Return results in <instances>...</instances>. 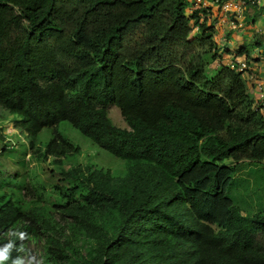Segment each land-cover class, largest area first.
<instances>
[{"label":"trees","instance_id":"16d2710c","mask_svg":"<svg viewBox=\"0 0 264 264\" xmlns=\"http://www.w3.org/2000/svg\"><path fill=\"white\" fill-rule=\"evenodd\" d=\"M208 8L0 0V106L28 136L52 128L29 148L60 165L42 167L56 175L48 188L0 181L5 264H264V209L244 214L225 193L242 161H264V112L244 72L221 61ZM65 122L124 173L66 165L82 147L56 129Z\"/></svg>","mask_w":264,"mask_h":264},{"label":"rangeland","instance_id":"374dc122","mask_svg":"<svg viewBox=\"0 0 264 264\" xmlns=\"http://www.w3.org/2000/svg\"><path fill=\"white\" fill-rule=\"evenodd\" d=\"M230 39L232 43L237 42V44L246 47L252 56L254 55L256 47L254 46L252 29L250 30L247 27L237 28L233 31ZM238 59L241 60L242 57L238 56ZM213 64L207 71L208 77L215 72V65ZM108 114L115 125L129 127L115 105L108 106ZM17 118V115L10 114L0 106V170L3 172L0 174V181L19 185L31 179L33 183L41 186L45 185L48 188L56 175L45 171L42 167L45 165L59 170L60 165L52 163L53 159L51 157L47 159L38 158L34 150L29 148V143L33 141L35 147L44 146L52 137L53 129L45 127L36 136H28L21 128L17 127ZM56 129L82 147L81 154L76 155V159L72 157L65 159L66 165L80 162L83 165L93 164L105 166L106 168L110 167L117 175L124 173V160L97 145H93L90 140L83 137L77 129L71 127L68 123L59 124ZM229 163V160H225V164ZM236 170L232 181L226 188V195L240 207L244 214L263 210L264 161L252 162L245 160L239 164ZM36 256L39 259L38 255Z\"/></svg>","mask_w":264,"mask_h":264},{"label":"crops","instance_id":"0c3cea01","mask_svg":"<svg viewBox=\"0 0 264 264\" xmlns=\"http://www.w3.org/2000/svg\"><path fill=\"white\" fill-rule=\"evenodd\" d=\"M191 3L200 4L197 0H189ZM205 1V0H204ZM227 0H224V2ZM208 5V23L214 28L213 40L218 47V53L221 54V61L226 63L231 58L241 56L245 59L252 71V74L264 83V0H258L256 4H247L246 7L237 14L229 12L228 14L222 9V4H215L211 0H206ZM202 5V4H200ZM253 30V41L256 51L252 56L250 52L239 44L232 43L230 36L237 28ZM246 49L242 54L236 55V50ZM247 54L249 55L247 58ZM216 60L213 65L218 66ZM254 81H250L255 97L258 94V89L254 86ZM264 87V85H263Z\"/></svg>","mask_w":264,"mask_h":264},{"label":"built area","instance_id":"2783aa9c","mask_svg":"<svg viewBox=\"0 0 264 264\" xmlns=\"http://www.w3.org/2000/svg\"><path fill=\"white\" fill-rule=\"evenodd\" d=\"M206 1V0H205ZM204 0H197L202 6H207ZM258 0H227L222 3V9L228 14L229 12H236L239 14L247 4H256ZM231 68L236 69L237 71L244 72V75L252 82L254 81V86L258 89V94L256 98L260 101L258 106L264 112V83L256 80L255 76L252 73H247V70L250 69L249 63L245 59L239 60L238 58H231L226 62Z\"/></svg>","mask_w":264,"mask_h":264},{"label":"clouds","instance_id":"9594fccd","mask_svg":"<svg viewBox=\"0 0 264 264\" xmlns=\"http://www.w3.org/2000/svg\"><path fill=\"white\" fill-rule=\"evenodd\" d=\"M13 247L14 245L12 243H9L6 246L0 248V264H5V262L10 259V253ZM19 250L23 251L24 249L23 247H21ZM12 264H25V260L23 257L17 256L15 259H12ZM27 264H39V262L35 261V258L33 257L28 260Z\"/></svg>","mask_w":264,"mask_h":264}]
</instances>
